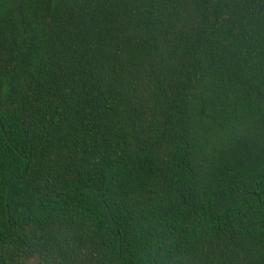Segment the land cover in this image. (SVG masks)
<instances>
[{
	"label": "trees",
	"instance_id": "trees-1",
	"mask_svg": "<svg viewBox=\"0 0 264 264\" xmlns=\"http://www.w3.org/2000/svg\"><path fill=\"white\" fill-rule=\"evenodd\" d=\"M0 264H264V0H0Z\"/></svg>",
	"mask_w": 264,
	"mask_h": 264
}]
</instances>
